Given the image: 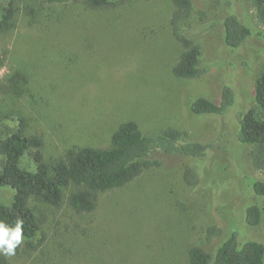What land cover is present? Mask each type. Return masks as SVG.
I'll list each match as a JSON object with an SVG mask.
<instances>
[{
	"label": "rangeland",
	"instance_id": "rangeland-1",
	"mask_svg": "<svg viewBox=\"0 0 264 264\" xmlns=\"http://www.w3.org/2000/svg\"><path fill=\"white\" fill-rule=\"evenodd\" d=\"M121 0H112L118 3ZM179 30L201 50L207 73L194 80L173 74L183 50L172 26L169 0H126L95 10L81 2L54 6L47 0H15L12 31L0 33V130H16L22 117L30 135L44 141L49 162L67 160L83 148H108L119 126L134 121L146 135L168 129L209 144L201 160L155 158L124 188L99 193L96 209L76 214L68 204L32 202L43 230L35 252L14 264H187L188 252H213L234 231L264 243V225L245 222L260 177L252 151L236 141L238 118L255 106L257 76L264 69V39L250 37L231 51L225 43V0H191ZM253 33L264 25L249 0H232ZM9 0H0V19ZM225 86L236 105L225 116H200L191 106L219 98ZM0 155V171L1 161ZM23 168L35 170L30 155ZM15 191L0 189V204ZM215 228L219 234L208 233Z\"/></svg>",
	"mask_w": 264,
	"mask_h": 264
},
{
	"label": "trees",
	"instance_id": "trees-1",
	"mask_svg": "<svg viewBox=\"0 0 264 264\" xmlns=\"http://www.w3.org/2000/svg\"><path fill=\"white\" fill-rule=\"evenodd\" d=\"M126 0L113 3L112 0H47L54 6H66L81 2L88 8L103 10L117 6ZM155 1V0H148ZM175 11L172 26L182 54L173 68L178 79L194 80L203 77L207 71L201 66V50L195 42L179 28L192 9L191 0H169ZM257 13L258 21L264 25V0H249ZM227 15L223 21L225 43L231 50L240 49L253 35L264 39V32L253 33L234 11L232 0H225ZM15 0H9L0 19V33L12 31L16 24ZM4 61L0 56V67ZM255 106L240 114L236 141L239 145L253 146L254 164L260 177L253 180L252 190L256 200L245 209V222L250 227L264 225V69L257 76L254 89ZM236 92L225 86L219 98L201 97L191 106L194 114L200 116H225L236 105ZM11 134L0 130V189L9 187L15 191L11 205L0 204V221L10 227L17 219L23 220L24 240L17 247L14 256L0 254V264H14L13 259L25 252H35L45 239L35 243V237L43 230V223L36 217L32 202L60 207L67 191L68 204L78 215L89 214L96 209L99 193L121 189L139 178L143 172L161 166L155 157L205 158L210 145L190 140L178 130L168 129L156 135L144 134L139 125L128 121L119 126L111 137L108 148H83L70 153L67 160L47 161L44 141L38 135L27 132L25 120ZM1 127V124H0ZM30 155L35 170L23 168L22 160ZM208 233L219 234L215 228ZM239 231H232L213 252L201 247L189 250L187 264H264V243L245 239Z\"/></svg>",
	"mask_w": 264,
	"mask_h": 264
},
{
	"label": "clouds",
	"instance_id": "clouds-1",
	"mask_svg": "<svg viewBox=\"0 0 264 264\" xmlns=\"http://www.w3.org/2000/svg\"><path fill=\"white\" fill-rule=\"evenodd\" d=\"M23 220L17 219L14 227L0 221V254L14 256L24 240Z\"/></svg>",
	"mask_w": 264,
	"mask_h": 264
}]
</instances>
